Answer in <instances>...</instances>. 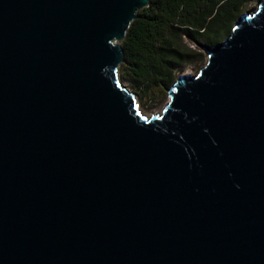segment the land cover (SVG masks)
<instances>
[{"label":"water","instance_id":"obj_1","mask_svg":"<svg viewBox=\"0 0 264 264\" xmlns=\"http://www.w3.org/2000/svg\"><path fill=\"white\" fill-rule=\"evenodd\" d=\"M150 0H0V264H264V0L159 114L118 79Z\"/></svg>","mask_w":264,"mask_h":264},{"label":"trees","instance_id":"obj_2","mask_svg":"<svg viewBox=\"0 0 264 264\" xmlns=\"http://www.w3.org/2000/svg\"><path fill=\"white\" fill-rule=\"evenodd\" d=\"M250 1L150 0L122 43L129 80L146 94L151 85L169 87L176 66L195 56L182 50L178 39L187 36L210 44L223 40Z\"/></svg>","mask_w":264,"mask_h":264},{"label":"rangeland","instance_id":"obj_3","mask_svg":"<svg viewBox=\"0 0 264 264\" xmlns=\"http://www.w3.org/2000/svg\"><path fill=\"white\" fill-rule=\"evenodd\" d=\"M258 4V0H252L248 2L242 12L245 11H252ZM233 22L229 28H232L234 26ZM180 42V46L182 50L186 52H195L194 58L191 59L190 62L187 63H180L175 68V80L177 77L181 74H196L207 62V52L206 50L201 47L198 44L201 43H207L204 40H192L188 38L187 36H183L180 39H178ZM120 44L123 43V40L119 41ZM198 43V44H197ZM210 44V43H208ZM125 60L122 62L118 67V79L124 85L127 87L131 92L134 93L135 101L137 105L139 106V109L141 112L146 116H151L154 114H159L165 107L166 103L169 101V87L167 86H156L151 85L149 88L148 94L137 88L130 80L127 75V70L124 67Z\"/></svg>","mask_w":264,"mask_h":264}]
</instances>
